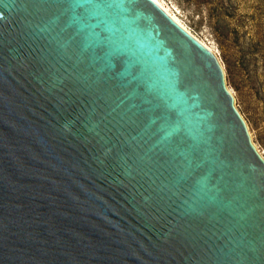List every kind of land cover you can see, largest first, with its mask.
Listing matches in <instances>:
<instances>
[{
  "label": "water",
  "instance_id": "obj_1",
  "mask_svg": "<svg viewBox=\"0 0 264 264\" xmlns=\"http://www.w3.org/2000/svg\"><path fill=\"white\" fill-rule=\"evenodd\" d=\"M0 264H264V159L151 0H0Z\"/></svg>",
  "mask_w": 264,
  "mask_h": 264
},
{
  "label": "trees",
  "instance_id": "obj_2",
  "mask_svg": "<svg viewBox=\"0 0 264 264\" xmlns=\"http://www.w3.org/2000/svg\"><path fill=\"white\" fill-rule=\"evenodd\" d=\"M178 1L205 9L217 43L224 46L232 57L229 61L225 59L227 78L234 85L232 80L238 76L243 88L241 98L248 99L251 108L264 115V0ZM239 4L247 11L234 18L231 11ZM243 20L249 24L251 34L245 42H240L237 27Z\"/></svg>",
  "mask_w": 264,
  "mask_h": 264
},
{
  "label": "rangeland",
  "instance_id": "obj_3",
  "mask_svg": "<svg viewBox=\"0 0 264 264\" xmlns=\"http://www.w3.org/2000/svg\"><path fill=\"white\" fill-rule=\"evenodd\" d=\"M169 13H171L199 42L207 46L213 53L218 63L221 65L224 75L225 84L228 91L233 97V104L244 120L251 142L255 146L259 155L264 159V115L260 114L259 111H255L249 105V100L241 98L242 85L239 81L238 76L234 78L233 83L229 81L226 74V62L231 60L230 53L225 49L224 46H220L211 29L209 28L207 15L205 9H199L193 5H187L178 0H158ZM234 8V6H233ZM247 11L245 6L239 4L238 8L231 11L234 18L242 16ZM239 32L237 36L240 42H245L250 37L249 24L243 20L240 26L237 27ZM230 49V48H229Z\"/></svg>",
  "mask_w": 264,
  "mask_h": 264
},
{
  "label": "bare ground",
  "instance_id": "obj_4",
  "mask_svg": "<svg viewBox=\"0 0 264 264\" xmlns=\"http://www.w3.org/2000/svg\"><path fill=\"white\" fill-rule=\"evenodd\" d=\"M166 16H168L173 22H175L177 25H179L182 29H184L188 34H190L196 41L199 42L171 13L167 11V9L158 1V0H151ZM201 45H203L206 49L210 51V49L199 42Z\"/></svg>",
  "mask_w": 264,
  "mask_h": 264
},
{
  "label": "snow or ice",
  "instance_id": "obj_5",
  "mask_svg": "<svg viewBox=\"0 0 264 264\" xmlns=\"http://www.w3.org/2000/svg\"><path fill=\"white\" fill-rule=\"evenodd\" d=\"M154 2H155V0H154Z\"/></svg>",
  "mask_w": 264,
  "mask_h": 264
}]
</instances>
